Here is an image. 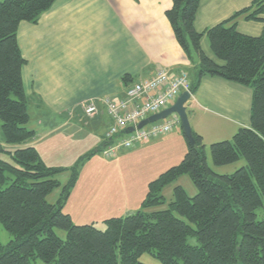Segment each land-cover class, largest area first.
<instances>
[{
	"label": "trees",
	"instance_id": "16d2710c",
	"mask_svg": "<svg viewBox=\"0 0 264 264\" xmlns=\"http://www.w3.org/2000/svg\"><path fill=\"white\" fill-rule=\"evenodd\" d=\"M55 1L0 0V122L4 143L13 147L8 151L0 144V153L14 162L0 159V226L13 238L6 246L0 243V264H141L138 257L145 252L160 264H264V219L257 220L255 213L264 202V35L246 36L236 28L241 17L264 22V0L252 1L203 33L193 26L200 0H171L165 12L177 44L190 64L195 60L192 95L205 77L251 90L249 127L209 146L214 166L245 164L232 174H215L202 136L192 130L193 143L186 140L181 161L148 184L139 209L104 220L103 231L94 224L76 225L63 211L77 164L48 167L29 145L35 132L27 126L21 78L26 62L17 30L22 22L36 24ZM203 37L214 59L204 54ZM66 170L70 178L51 204L48 197L61 188L55 176ZM182 176L190 178L196 195L189 198L175 186L168 208L158 210L165 204L162 191ZM56 230L64 232V239ZM190 238L197 244H189Z\"/></svg>",
	"mask_w": 264,
	"mask_h": 264
},
{
	"label": "crops",
	"instance_id": "0c3cea01",
	"mask_svg": "<svg viewBox=\"0 0 264 264\" xmlns=\"http://www.w3.org/2000/svg\"><path fill=\"white\" fill-rule=\"evenodd\" d=\"M252 1L200 0L193 23L195 31L203 33L249 7ZM170 8L171 0H56L36 24H19L16 39L26 62L21 78L29 124L35 132L29 145L37 150L46 166L62 168L63 158L73 156L59 150L68 138H74H70V134L83 128L71 119L88 120V127L94 125L105 138L111 119L102 99L123 97L128 87L153 78L159 70H165L170 78L184 72L189 81L188 70L196 72L195 60L190 64L174 38L165 16ZM262 17L264 19V14ZM236 28L246 36L264 35V22L245 21L241 17ZM200 44L204 54L214 59L205 37ZM89 100H94L99 110L93 118H87L81 106ZM189 101L186 107L193 118L192 129L203 140L227 139L238 129L249 127V88L205 77ZM31 115L34 119L37 117L32 124ZM68 129L72 133L67 132ZM232 137L223 141H230ZM72 145L67 147L75 144ZM149 149L160 151L158 162L146 171L136 169L123 178L121 161ZM186 149L178 126L171 133L133 149H120L110 164L116 172L115 184L85 197L77 210L71 208V195L63 211L77 225L127 216L139 209L148 184L177 165ZM80 155L79 151L75 159L81 158ZM167 156L173 159L171 164Z\"/></svg>",
	"mask_w": 264,
	"mask_h": 264
},
{
	"label": "rangeland",
	"instance_id": "374dc122",
	"mask_svg": "<svg viewBox=\"0 0 264 264\" xmlns=\"http://www.w3.org/2000/svg\"><path fill=\"white\" fill-rule=\"evenodd\" d=\"M194 69L188 70V73L190 74L189 81L192 80L191 76L194 74ZM190 101L187 102V104ZM29 113L32 114V109H29ZM37 118V117H36ZM35 118V119H36ZM88 118V117H87ZM31 124L32 120H35L34 117L31 115ZM47 119V117H45ZM192 117H189V124L192 128ZM80 120L77 118L75 120L71 119L72 123H77L81 124L83 128H80V130L77 131L75 134H70V136L74 137L64 142L61 144V147L59 150L63 152V154H67L70 152V154H73L71 158H67L68 156L66 155V158H63L62 162V168L70 169L71 167H74L77 164V179L75 182L74 187L70 191L69 198L71 195H73L72 202H71V208L73 210H77L79 205L83 203L85 197L90 196V195H96L99 191H101L105 187H110L115 184L116 180V172L112 167H110V164L113 163V160L107 159L102 156L101 150L103 148V143L105 142V138L103 137L104 135L100 132L94 129V125L88 127V120L85 121ZM70 125H74V124ZM31 129V125H27ZM193 130V129H192ZM39 132V130L37 129ZM178 131L179 134L181 135V139L186 145V139L183 135V131L181 128V124L178 126ZM67 132L72 133L69 129ZM232 136L228 137L227 139H204L203 143L205 145V152L207 155V163L208 166L212 169V171L215 174H224V172H228L229 174L234 173L236 170L242 168V165H244V161L240 160L239 162H235L230 165L226 166H220L216 167L212 163L211 157H210V152H209V146L212 143L216 142H222L223 140H228ZM154 139L150 140L153 141ZM213 140V141H211ZM69 141V142H68ZM81 141V142H79ZM0 144H2V147L4 150L12 151L13 147L10 145H7L4 143L2 132H1V122H0ZM69 144H75L74 147H67ZM72 145V146H73ZM76 147V148H75ZM80 151V156L81 159L78 157L75 159V156L77 153ZM125 151V150H124ZM162 151H164L162 149ZM160 151L159 150H154V149H149L141 154H139L137 157H134L132 159H123L121 161V172L123 174V178H126L129 174H133L136 169H149V167H153L155 163L158 162V156H159ZM45 157V155H42ZM171 156H167L168 164H171L173 162V159H170ZM0 159L14 164L12 161L11 157L9 154L6 152L0 153ZM242 159V158H240ZM163 166V165H162ZM175 166V165H174ZM155 171V170H154ZM227 173V174H228ZM56 180L61 184V188H58L52 192V194L48 197V202L53 204L54 201L57 199L59 193L61 192L62 187L68 182L70 178V173L68 170L63 171L62 173L58 174L55 176ZM8 185V182L5 184V186ZM181 186L186 194L188 195L189 198H193L197 190L193 183L191 182L190 178L188 176H182L180 179H178L175 183L165 187V189L162 191V195L165 198V204L160 206L158 210H164L168 208V203L172 201V190L175 186ZM67 201V200H66ZM66 203V202H65ZM70 204V201H68ZM256 216L257 220H262L264 219V202L260 208L256 210ZM95 223L93 226L100 231H103L105 229V225L102 221H94ZM77 225V224H76ZM56 233L58 236H60L62 239H64L65 234L61 230H56ZM12 236L8 234L1 226H0V243L3 246H6L11 240ZM187 242L191 245H196V240L194 238H190L187 240ZM138 261L141 264H160L159 261L150 253L145 252L142 255L138 257ZM38 264L40 262L38 261ZM120 264V263H119Z\"/></svg>",
	"mask_w": 264,
	"mask_h": 264
},
{
	"label": "built area",
	"instance_id": "2783aa9c",
	"mask_svg": "<svg viewBox=\"0 0 264 264\" xmlns=\"http://www.w3.org/2000/svg\"><path fill=\"white\" fill-rule=\"evenodd\" d=\"M189 89L190 82L186 73L182 72L170 78L165 70H159L153 78L132 84L123 97L102 99L105 112L111 119V125L105 135L106 145L101 152L102 156L111 159L120 149H133L144 142L171 133L180 125V119L175 114L140 129L137 126L141 121L169 108L182 93H190ZM81 106L88 118L99 114L94 100H89ZM129 128H133L132 132L118 137Z\"/></svg>",
	"mask_w": 264,
	"mask_h": 264
},
{
	"label": "water",
	"instance_id": "95a60500",
	"mask_svg": "<svg viewBox=\"0 0 264 264\" xmlns=\"http://www.w3.org/2000/svg\"><path fill=\"white\" fill-rule=\"evenodd\" d=\"M190 99H191L190 93H188V92L182 93L176 99L175 103L172 106L163 110L159 114L150 116L146 120L141 121L138 124L137 128L140 129L147 124H151V123H154L157 121L164 120L167 117L175 114L180 119V124H181V128H182L183 135H184L185 139L187 140L188 143L192 144L193 143L192 128L189 124V118L187 115V107H186V104ZM132 130H133V128H129V129L125 130L124 133L128 134V133L132 132Z\"/></svg>",
	"mask_w": 264,
	"mask_h": 264
}]
</instances>
